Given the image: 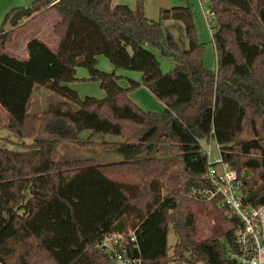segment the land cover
<instances>
[{"label":"trees","instance_id":"trees-1","mask_svg":"<svg viewBox=\"0 0 264 264\" xmlns=\"http://www.w3.org/2000/svg\"><path fill=\"white\" fill-rule=\"evenodd\" d=\"M112 1L34 0V13L56 12L58 45L52 51L32 39L26 60L5 53L15 30L0 31L4 128L33 141L20 151L0 148V264H113L99 249L103 235L135 229L142 264H231L227 252L235 249L237 219L186 194L207 187L200 142L213 140L222 162L245 178L243 203H264V0H204L215 24L214 72L203 67L189 7L159 10L152 22L143 14L144 0L132 9L111 7ZM170 19L183 25L182 53L163 32L162 21ZM146 46L171 57L175 67L162 73ZM98 56L116 69L139 72L141 82L120 87L114 74L96 69ZM77 67L99 82L103 99H81L63 84L74 81ZM139 85L163 103L164 115L130 101L128 92ZM36 88L61 101L31 114ZM83 132H89L84 144L122 138L113 145L122 159L59 161L61 144L81 141ZM50 133L59 138H41ZM158 133L172 160L138 157ZM170 168L176 188L162 196ZM200 216L213 225L209 238L196 241ZM170 230L177 238L171 253Z\"/></svg>","mask_w":264,"mask_h":264},{"label":"rangeland","instance_id":"rangeland-1","mask_svg":"<svg viewBox=\"0 0 264 264\" xmlns=\"http://www.w3.org/2000/svg\"><path fill=\"white\" fill-rule=\"evenodd\" d=\"M34 0H0V31H8L11 27L9 25V19L6 20V15L13 7H18L21 5H29ZM172 7H189L190 11L193 14V22L195 26V34L197 41L203 45L202 50V64L206 70L215 71L216 61H215V51L213 44L211 43V35L208 26L210 27L211 21H208L203 17L202 10L197 0H169ZM136 0H113L111 7L118 5L128 6L130 9L134 8ZM155 0H144L143 1V14L144 16L152 22L159 21L160 13L159 9L155 6ZM4 7V10H2ZM207 5H205L206 9ZM29 8V7H24ZM23 8V9H24ZM48 10V9H47ZM50 10V9H49ZM2 11V13H1ZM12 11V10H11ZM16 11V10H15ZM54 14L56 12L54 10ZM8 12V13H7ZM57 16V14H56ZM6 20V23H4ZM53 19L47 18L41 22V25L52 24ZM208 22V24H207ZM24 23L23 20L18 22V26ZM36 24L27 26L23 28L16 37L15 45V55L19 59L23 58V53L21 49V40L25 37H29L33 31L36 29ZM174 26L175 29H172ZM162 28L167 39H170L178 46V53H182L187 49V40L184 33L183 25L178 21L166 20L162 21ZM42 36L46 37L47 42L53 46L54 42L51 41L52 38L57 39L53 31L50 30L47 26L43 27ZM212 31V28H211ZM51 33V40L48 39V35ZM45 34V35H44ZM34 36V33L32 34ZM32 36V37H33ZM35 37V36H34ZM146 49L150 51L155 59L159 63V68L162 73H168L175 67V62L171 57H162L157 50H153L150 47L146 46ZM96 63V69L106 74H114L118 79L117 83L120 87L128 89L130 87V82L140 83L141 74L139 72L129 71L125 69H116L112 64L104 57L98 56ZM65 86L76 91L79 98L83 99L85 97L94 98L101 100L105 97L104 91L100 88V84L97 81H92L88 79L87 72L81 68L77 67L75 71V79L71 82L63 83ZM130 101L137 105L141 110L147 112H154L160 115L166 113L165 106L163 103L158 101L152 93L147 90L145 87L139 85L134 89L130 90L127 94ZM61 99L52 94L45 89L36 88L33 92L32 106L30 113L31 114H40L43 112L47 106L52 104H57ZM6 113L0 111V148H6L10 150H23L25 147L32 144L30 139H20L9 133L4 125L6 124ZM89 132H83L81 134V141L78 142H69L65 141L61 144L59 148L58 159L61 162L66 161H76V160H85V159H94L97 163L106 164L112 161H119L122 159V155L113 148L115 144L122 143L124 140L119 137L108 135L105 138L106 145L102 144V141L96 142L95 140L89 144H84L83 141L87 139ZM41 138L44 139H58L56 133H50ZM202 148H205L210 153V162L219 160V152L217 150V145L213 140H210L208 143L200 142ZM149 155L151 157L160 158L163 160H172L174 153L169 147L168 141L161 139L159 133L150 140L147 145H144L141 154L138 157H144V155ZM175 169L170 168L168 170L167 178L162 183L161 195L165 196L170 191L176 188L175 183ZM213 225V222L205 216H200L197 221L196 228V241H202L210 236V229ZM168 246H170V253L172 252L173 246L177 242V238L174 235L173 231L170 230L168 233Z\"/></svg>","mask_w":264,"mask_h":264},{"label":"built area","instance_id":"built-area-1","mask_svg":"<svg viewBox=\"0 0 264 264\" xmlns=\"http://www.w3.org/2000/svg\"><path fill=\"white\" fill-rule=\"evenodd\" d=\"M197 1L203 17L211 21L208 26L211 35V28L215 26L213 14L208 7L205 9L207 4L204 0ZM201 152L207 159V168L202 176L207 187L193 188L186 194L187 197L206 206L214 204L227 209L228 219H237L235 249L227 252V260L231 264H264V203L245 205L241 193L245 178L225 165L220 155L219 160L210 162V152L202 146ZM99 249L113 264H142L136 229L126 234L114 232L103 235Z\"/></svg>","mask_w":264,"mask_h":264},{"label":"crops","instance_id":"crops-1","mask_svg":"<svg viewBox=\"0 0 264 264\" xmlns=\"http://www.w3.org/2000/svg\"><path fill=\"white\" fill-rule=\"evenodd\" d=\"M31 4H27V5H21V6H18V7H13L11 8L8 12H10L11 10H15V9H23L24 7H30ZM4 10V7L3 9ZM7 12V13H8ZM2 13V11H1ZM47 18H52L53 19V22L52 24L48 25V24H44V25H41V22ZM24 23L20 26L16 25L15 27H10L9 30H15L14 31V35H13V39H12V43L11 44H7L5 46V53H7L9 56L13 57V58H16L18 60H26L28 58V55H27V50H26V45L28 43V41L32 40V39H38L40 40L41 42H43L44 44H46L52 51H55L57 49V45H58V42H57V39H53L51 40V33L48 35V39H50L51 41L54 42L53 46H51L47 40L45 39L46 37L42 36L41 34H43L42 32L43 31V27L47 26L48 28H50L51 31H53V27L54 25L59 21V18L58 16H56V14L53 13V11L51 10H45V11H42L40 13H33L30 17L28 18H25L23 19ZM33 24H36V29L33 31L34 33V36L31 34L29 37H25L21 40V49H22V53H23V58L22 59H19L17 57V55H15V45H16V37H17V34L25 27L27 26H30V25H33ZM172 27V29H175L174 26H170ZM8 30V31H9ZM45 35V34H44ZM33 36V37H32ZM0 111L2 112L1 108H0ZM5 118L7 120V116L5 115Z\"/></svg>","mask_w":264,"mask_h":264},{"label":"water","instance_id":"water-1","mask_svg":"<svg viewBox=\"0 0 264 264\" xmlns=\"http://www.w3.org/2000/svg\"><path fill=\"white\" fill-rule=\"evenodd\" d=\"M154 4L159 10H163V11H170L172 8L169 0H155ZM33 13L34 12H33V9L31 7L16 10L10 16L9 25L11 27H15L18 24V22H20L21 20H23L25 18L30 17ZM96 142L100 143V140H98Z\"/></svg>","mask_w":264,"mask_h":264}]
</instances>
